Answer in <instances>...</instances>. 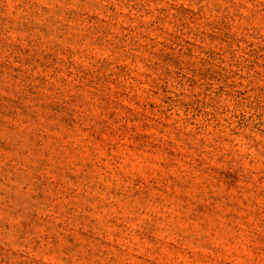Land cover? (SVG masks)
<instances>
[{
	"label": "rangeland",
	"instance_id": "1",
	"mask_svg": "<svg viewBox=\"0 0 264 264\" xmlns=\"http://www.w3.org/2000/svg\"><path fill=\"white\" fill-rule=\"evenodd\" d=\"M0 264H264V0H0Z\"/></svg>",
	"mask_w": 264,
	"mask_h": 264
}]
</instances>
